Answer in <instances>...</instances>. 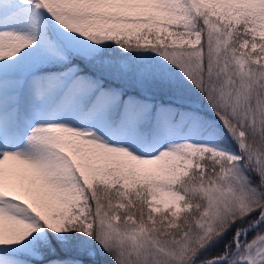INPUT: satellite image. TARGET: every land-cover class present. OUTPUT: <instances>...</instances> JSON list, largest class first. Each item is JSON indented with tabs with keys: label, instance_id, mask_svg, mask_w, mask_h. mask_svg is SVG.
I'll list each match as a JSON object with an SVG mask.
<instances>
[{
	"label": "snow or ice",
	"instance_id": "1",
	"mask_svg": "<svg viewBox=\"0 0 264 264\" xmlns=\"http://www.w3.org/2000/svg\"><path fill=\"white\" fill-rule=\"evenodd\" d=\"M0 264H264V0H0Z\"/></svg>",
	"mask_w": 264,
	"mask_h": 264
}]
</instances>
